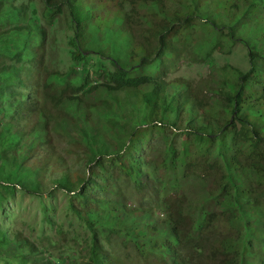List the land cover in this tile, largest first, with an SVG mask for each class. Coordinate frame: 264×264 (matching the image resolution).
I'll list each match as a JSON object with an SVG mask.
<instances>
[{
  "label": "trees",
  "instance_id": "trees-1",
  "mask_svg": "<svg viewBox=\"0 0 264 264\" xmlns=\"http://www.w3.org/2000/svg\"><path fill=\"white\" fill-rule=\"evenodd\" d=\"M34 1L0 0V208L60 189L84 223L70 235L86 249L77 264H264V0H38L39 14ZM58 16L71 62L109 61L102 82L48 59L40 20ZM198 27L243 43L248 69L224 65L204 87L169 77ZM57 125L76 134L85 169L57 149ZM7 247L13 264L60 261L0 220V264Z\"/></svg>",
  "mask_w": 264,
  "mask_h": 264
},
{
  "label": "rangeland",
  "instance_id": "rangeland-1",
  "mask_svg": "<svg viewBox=\"0 0 264 264\" xmlns=\"http://www.w3.org/2000/svg\"><path fill=\"white\" fill-rule=\"evenodd\" d=\"M32 7L38 13L41 12L42 4L38 0H35L32 3ZM204 10H207V8H203ZM216 14L217 12L214 13V15ZM40 24L45 27L47 39L51 42L52 46L51 48H47L48 52L46 56L52 61L54 66L62 70L72 68L73 72L71 76L78 83H82L85 79L89 81V84L103 81V63H105L106 69L110 70L112 66L109 61L101 62L94 55H91L83 63L71 62L67 43V35L70 34V30L67 28L62 16H58L57 21L53 24H50L46 20V17H44L40 20ZM198 30L199 32L195 34V40L189 46L190 54L188 58L181 60L178 64L177 71L171 73L169 77L183 76L195 80L197 84L200 83V85L198 84L200 87H204L208 75L217 74L218 70L224 65L229 64L240 70L248 69L247 47L243 43L239 41L229 42L228 40L215 43L216 34L211 29L208 30L206 27H198ZM253 34L254 31L245 35L249 38ZM12 37L15 38L17 35L12 34ZM101 37H103V34H101ZM257 63L262 64L259 60H257ZM149 71L148 67H142L133 70L132 74ZM89 97L94 99L96 92L89 94ZM107 97H110L109 93L105 94L103 92L102 98ZM81 109L85 110V105H82ZM125 111L127 112V110ZM107 114L110 116L113 112L105 111L101 118H99L100 123L104 124L101 121L107 117ZM135 119L137 120L138 117ZM55 128L56 130L52 132V137L54 143L57 145V149L66 156L68 163L74 169H85V161L81 158L82 153L79 152L80 149L71 144L73 136L76 134L69 132L64 125H57ZM67 149L72 152L69 154L66 153ZM141 187L142 184L137 185L138 190ZM214 202V200H209L205 205L206 208H212ZM6 203L8 204L6 205ZM6 203H3L2 209L0 208V220L3 225L12 230H19L22 232V237L34 241L39 246L44 257L55 260L59 259L58 264H77L86 253L84 244H75L70 240V235L74 233H78L82 237L84 236V223L68 211L66 207V195L60 189L54 188L52 194H44L42 196L30 195L18 191L15 197ZM117 211L124 218L127 217L120 209ZM157 213L162 214V209H158ZM131 222L132 220H128L126 225H130ZM59 226L68 232L69 241L65 244L63 242L59 243L57 240L58 235L56 234V229ZM140 229L143 228L141 227ZM48 238L51 240L50 243L52 245L49 244ZM47 244L48 249H45V251L42 250V246ZM4 250L11 264L14 261H19V258L15 256L19 255L17 248L10 249L7 247ZM0 253H3V249H0Z\"/></svg>",
  "mask_w": 264,
  "mask_h": 264
}]
</instances>
